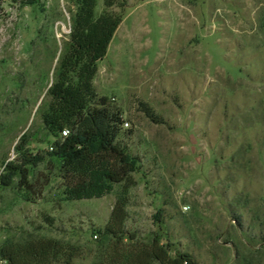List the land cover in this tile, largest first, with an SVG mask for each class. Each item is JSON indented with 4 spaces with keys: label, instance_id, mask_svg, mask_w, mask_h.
<instances>
[{
    "label": "rangeland",
    "instance_id": "374dc122",
    "mask_svg": "<svg viewBox=\"0 0 264 264\" xmlns=\"http://www.w3.org/2000/svg\"><path fill=\"white\" fill-rule=\"evenodd\" d=\"M118 1L97 0L96 16L122 22L94 88L129 123L119 141L138 170L126 192L76 201L43 115L79 0L1 7L0 247L56 238L81 249L71 264H101L125 195L127 242L156 237L195 264H264V0Z\"/></svg>",
    "mask_w": 264,
    "mask_h": 264
},
{
    "label": "trees",
    "instance_id": "16d2710c",
    "mask_svg": "<svg viewBox=\"0 0 264 264\" xmlns=\"http://www.w3.org/2000/svg\"><path fill=\"white\" fill-rule=\"evenodd\" d=\"M96 5L97 0H79L69 46L48 90L51 100L43 115L45 129L61 136L57 155L62 161L66 201L102 198L121 182L126 192L134 183L132 173L138 170V160L119 141L124 123L120 109L106 96H98L94 88L98 62L106 56L122 14L105 10L96 16ZM115 5L123 7L125 2L105 0L106 9ZM65 130L68 134L62 137ZM126 206L125 195L113 206L102 232L111 243L101 264H195L188 253L172 256L169 247L156 237L150 243L127 242ZM80 255L78 246L56 238L24 243L7 240L0 247L5 264H54L61 260L71 264Z\"/></svg>",
    "mask_w": 264,
    "mask_h": 264
},
{
    "label": "built area",
    "instance_id": "2783aa9c",
    "mask_svg": "<svg viewBox=\"0 0 264 264\" xmlns=\"http://www.w3.org/2000/svg\"><path fill=\"white\" fill-rule=\"evenodd\" d=\"M17 1H20V0H17ZM17 1H14V0H0V11H1V7H2V5H3L5 2H9V3H11V4H15ZM123 126H124V127H128V126H129V123H128L127 121H125V122L123 123ZM67 134H68V130L63 131L62 137L67 136Z\"/></svg>",
    "mask_w": 264,
    "mask_h": 264
}]
</instances>
